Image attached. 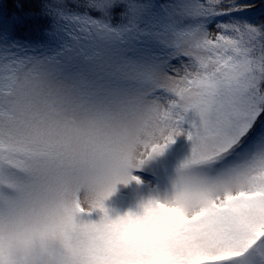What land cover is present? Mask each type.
<instances>
[{"label":"snow or ice","instance_id":"6c2138e0","mask_svg":"<svg viewBox=\"0 0 264 264\" xmlns=\"http://www.w3.org/2000/svg\"><path fill=\"white\" fill-rule=\"evenodd\" d=\"M254 11L237 0H39L35 38L17 36L15 18L0 26V264H132L115 259L118 242L145 235L164 206L113 221L103 201L134 160L182 131L190 151L171 203L195 210L179 227L208 249L205 264H264ZM88 193L99 223L79 218Z\"/></svg>","mask_w":264,"mask_h":264},{"label":"clouds","instance_id":"9594fccd","mask_svg":"<svg viewBox=\"0 0 264 264\" xmlns=\"http://www.w3.org/2000/svg\"><path fill=\"white\" fill-rule=\"evenodd\" d=\"M95 199V193L85 196L82 201L83 212L98 210L92 206ZM172 200L173 197L163 203L149 200L141 204V213L133 216L142 217L147 209L160 205L164 206L161 208L163 214L145 224V235L123 237L116 246L115 259L129 260L132 264H205L204 257L208 249L199 241L192 240L179 227L183 222L181 218L193 216L194 203L185 201L172 206ZM103 216L104 213L96 223H99ZM87 222L89 221H84Z\"/></svg>","mask_w":264,"mask_h":264},{"label":"rangeland","instance_id":"374dc122","mask_svg":"<svg viewBox=\"0 0 264 264\" xmlns=\"http://www.w3.org/2000/svg\"><path fill=\"white\" fill-rule=\"evenodd\" d=\"M213 27V31L214 26ZM188 127L187 124L181 125ZM190 141L181 132L173 138L160 154L145 159L136 167L137 161L127 171L128 179L115 183L112 193L103 201V207L110 219L127 214L139 215L141 204L149 200L163 203L174 195L176 170L180 162L189 154ZM103 215L99 210L85 211L80 214L84 221L98 222Z\"/></svg>","mask_w":264,"mask_h":264},{"label":"trees","instance_id":"16d2710c","mask_svg":"<svg viewBox=\"0 0 264 264\" xmlns=\"http://www.w3.org/2000/svg\"><path fill=\"white\" fill-rule=\"evenodd\" d=\"M237 2L241 5H255V11L247 15L254 22L264 21V14H262L264 13V0H237ZM18 4H22V7H17ZM38 12L39 0H0V26L5 22L11 23L15 18L16 35L21 38H35L46 24L44 20L33 15Z\"/></svg>","mask_w":264,"mask_h":264}]
</instances>
